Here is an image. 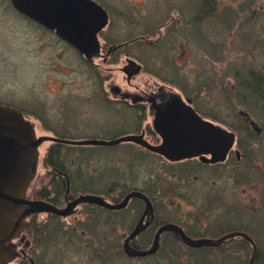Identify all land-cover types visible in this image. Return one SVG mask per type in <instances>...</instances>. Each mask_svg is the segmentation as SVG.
<instances>
[{
    "label": "flooded vegetation",
    "instance_id": "af4514ba",
    "mask_svg": "<svg viewBox=\"0 0 264 264\" xmlns=\"http://www.w3.org/2000/svg\"><path fill=\"white\" fill-rule=\"evenodd\" d=\"M6 1L75 56L91 82L72 95L55 90L47 119L36 102L45 133L27 106L0 100L20 108L38 136L51 137L40 145L49 142L27 191L44 205L14 239L18 254L9 264H56L53 237L116 238L94 256L114 252L124 260L118 264L186 252L264 264V70L231 60L228 46L200 29L215 18L214 0L171 3L154 24L148 0H93L103 10L90 17L107 22L83 33L86 51ZM167 138L193 146L157 150ZM184 235L225 240L193 246Z\"/></svg>",
    "mask_w": 264,
    "mask_h": 264
},
{
    "label": "rangeland",
    "instance_id": "374dc122",
    "mask_svg": "<svg viewBox=\"0 0 264 264\" xmlns=\"http://www.w3.org/2000/svg\"><path fill=\"white\" fill-rule=\"evenodd\" d=\"M171 3L184 7L208 5L205 0H148L153 24L161 19L162 11ZM214 3L215 18L203 20L200 29L211 33L218 43L228 46L225 47V55L231 60H241V65L249 70H264V0H214ZM48 40L46 32L14 14L7 1L0 0V100L27 106L30 117L38 124L39 133L46 131L36 118L38 100L46 105V108H40L39 116L47 119L54 110L51 103L55 90L59 92L65 88V94L72 95L91 83L87 75L81 73L84 68L80 61L71 53L64 52L61 44ZM69 89L71 93H68ZM48 145L49 142H45L40 149L43 151ZM97 163L94 154L90 164ZM53 239L50 246L57 245L58 251L52 254L51 249L50 253L57 260L56 264H71L75 261H81L82 264L124 262L114 252L102 261L94 256L96 249L113 248L116 238ZM79 246L81 249H78ZM223 257L214 252H186L179 257L166 254L154 260H130L127 264H149L148 260L160 264H226Z\"/></svg>",
    "mask_w": 264,
    "mask_h": 264
},
{
    "label": "water",
    "instance_id": "95a60500",
    "mask_svg": "<svg viewBox=\"0 0 264 264\" xmlns=\"http://www.w3.org/2000/svg\"><path fill=\"white\" fill-rule=\"evenodd\" d=\"M12 4L24 14L35 18L59 32L77 48L86 51L83 33L91 36L106 22L94 20L91 11L103 10L93 0H11ZM48 135H39L33 122L24 112L11 104L0 102V264L13 261L18 250L14 239L19 235L31 213L44 205L42 201L30 200L28 188L33 181L38 167L40 145L50 139ZM84 143H111L101 140L82 141ZM116 142V141H115ZM203 144V142H201ZM193 146L189 140L167 138L157 150L172 154L179 149ZM184 239L193 246L218 244L220 238ZM155 248L129 254H148Z\"/></svg>",
    "mask_w": 264,
    "mask_h": 264
}]
</instances>
